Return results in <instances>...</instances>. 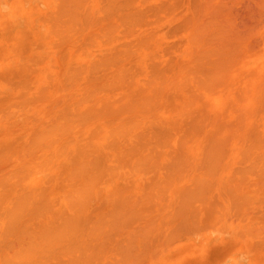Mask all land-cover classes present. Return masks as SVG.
Here are the masks:
<instances>
[{"label": "bare ground", "instance_id": "6f19581e", "mask_svg": "<svg viewBox=\"0 0 264 264\" xmlns=\"http://www.w3.org/2000/svg\"><path fill=\"white\" fill-rule=\"evenodd\" d=\"M6 25L30 40L0 56V264H198L221 237L264 264V0H0Z\"/></svg>", "mask_w": 264, "mask_h": 264}, {"label": "rangeland", "instance_id": "374dc122", "mask_svg": "<svg viewBox=\"0 0 264 264\" xmlns=\"http://www.w3.org/2000/svg\"><path fill=\"white\" fill-rule=\"evenodd\" d=\"M49 13V12H48ZM51 13V12H50ZM178 23H180V21H177ZM176 23V22H175ZM177 23V24H178ZM176 24V25H177ZM173 25H175V24H173ZM175 25V26H176ZM180 26V25H179ZM171 28V27H170ZM175 28V27H174ZM178 28V27H177ZM11 29H9L8 28V26L6 25V28L3 30V32L0 30V33L2 32V34H0V42H1V40L3 39L4 40V38H5V40L4 41H2L3 42V45L2 44H0V56H2L3 55V53H5V52H7V49H9V50H11V52L12 51H14V52H12V54L14 53V54H16V52H17V54L18 55H20V56H25V54H26V52H25V47H26V45L29 43V41H27V40H30L29 38H28V36H27V38H26V36L25 37H22L23 39H17V38H15V37H13V34H12V30L10 31ZM174 30V29H173ZM176 30V29H175ZM178 30H179V28H178ZM8 32H10V34H8ZM175 32H177V30L175 31ZM6 33H7V35H6ZM2 35V36H1ZM4 36V38H2ZM20 37V38H21ZM7 38V39H6ZM26 38V40L25 41H23L24 39ZM10 39H12L11 41H10ZM7 40V41H6ZM19 40V41H18ZM6 41V42H5ZM21 41H23V43H19V42H21ZM169 41H171V42H173L174 43V41H175V38H173V39H168L166 42L167 43H170V44H172L171 42H169ZM1 42V43H2ZM10 42V43H9ZM24 42H26L25 44L26 45H24ZM8 43V44H7ZM178 43V42H177ZM9 45V46H8ZM175 45V44H174ZM4 46H5V48H4ZM12 46V47H11ZM28 46V45H27ZM171 45H169L168 46V44H167V48L168 47H170ZM176 46H177V44H176ZM4 48V49H2V48ZM11 47V48H10ZM14 47V48H13ZM7 48V49H6ZM13 48V49H12ZM24 48V49H23ZM164 48V47H163ZM163 48H162V52H163ZM15 49V50H14ZM166 49V46H165V48H164V50ZM169 49V48H168ZM169 50H171V49H169ZM169 50H165L164 52H169ZM172 50H174V48H172ZM10 52V51H9ZM9 54H11V53H9ZM11 54V55H12ZM11 55H9L10 57H11ZM17 55V56H18ZM16 56V55H15ZM14 56V57H15ZM20 56H18V57H20ZM13 57V58H14ZM17 57V58H18ZM59 57V56H58ZM30 58H32V56L30 57ZM60 60V59H59ZM59 60H57V61H59ZM253 62V61H252ZM59 63V62H58ZM57 68L59 69L60 67H58V64H57ZM56 68V69H57ZM57 69V70H58ZM27 69L25 68V71H26ZM56 70V71H57ZM60 70V69H59ZM61 71V70H60ZM60 71H57V72H55L54 73V69H53V74L52 75H54V74H59L60 73ZM1 97H2V95H0ZM3 98V97H2ZM1 100V99H0ZM125 184V183H124ZM124 184L122 185H118L115 189H114V191H115V193L113 194V192H112V196L111 197H113V195L115 196V194H116V197H117V194L120 192V191H117V189H120L121 187L122 188H124ZM126 185L128 186V184L126 183ZM127 186H125V187H127ZM129 187V186H128ZM128 187L125 189V191H128ZM218 190H220V189H218ZM116 191L118 192V193H116ZM124 191V193H123V191H121L122 193H123V195H120V194H118V197L119 196H125L128 192H125ZM216 193H214L215 195H218L217 194V190L215 191ZM121 193V194H122ZM220 194H221V192H219ZM220 194H219V197H220ZM223 194V193H222ZM221 194V195H222ZM128 195V198L130 197L131 198V194H127ZM133 195V194H132ZM255 205H253L252 204V206H255V208H259V205H264V203H258L259 205H257V203H254ZM251 206V205H250ZM249 206V207H250ZM262 207V206H261ZM252 208V207H251ZM254 208V207H253ZM262 208H264V207H262ZM262 208H261V211H262ZM247 210H249V209H247ZM256 210H260V208L259 209H255L254 211L256 212ZM207 211V212H206ZM205 212H202L203 214H205V217H206V214H210V212H211V210H210V212H208V210H206ZM249 211H252L251 209L249 210ZM258 211H257V213H258ZM200 212V211H199ZM255 212H254V214H255ZM201 212L199 213V215L200 214H202ZM251 213H253V212H251ZM251 213H249V214H251ZM202 214V217L204 216ZM254 214H252V215H249V217H251V218H259V216L261 215V214H264V213H261L260 212V215L258 216V215H256V216H254ZM229 215V214H228ZM210 216H211V214H210ZM258 216V217H257ZM205 217H203V219H205ZM212 217V216H211ZM228 218H229V216H227ZM230 217H233V216H230ZM208 218V217H207ZM210 218V217H209ZM253 218V219H254ZM224 219V218H223ZM226 219V218H225ZM233 218H231V220H232ZM208 220V219H207ZM229 220V219H228ZM233 220H235V219H233ZM205 221V220H204ZM223 238V239H222ZM226 238H224V237H221V240H218V241H215V242H211V243H209L208 245H207V247H205V249L203 250V256L199 259V262H198V264H219L220 262H221V264L223 263H225V264H229V261H225V259H227V256H229V254H230V252L229 251H231L232 250V248H229L230 246L228 245V242L225 240ZM242 244V243H241ZM239 245V247L240 248H244V246H246L244 249H247V245H246V243H245V245L243 246V244L242 245ZM228 246V247H227ZM227 248V249H226ZM224 251V252H223ZM227 251H228V253H227ZM227 254V255H226ZM221 255H226L225 257L224 256H222V258H221ZM223 259V260H222ZM222 260V261H221ZM220 261V262H219ZM225 261V262H224ZM188 264H196V262H194V261H191V260H188V262H187ZM186 262H184V264H187ZM230 264H231V262H230Z\"/></svg>", "mask_w": 264, "mask_h": 264}]
</instances>
